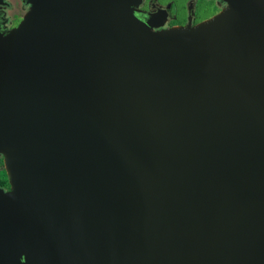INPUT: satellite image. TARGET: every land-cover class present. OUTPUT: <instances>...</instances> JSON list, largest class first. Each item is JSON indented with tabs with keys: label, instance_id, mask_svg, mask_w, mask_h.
<instances>
[{
	"label": "water",
	"instance_id": "water-1",
	"mask_svg": "<svg viewBox=\"0 0 264 264\" xmlns=\"http://www.w3.org/2000/svg\"><path fill=\"white\" fill-rule=\"evenodd\" d=\"M223 1L0 22V264H264V0Z\"/></svg>",
	"mask_w": 264,
	"mask_h": 264
},
{
	"label": "flooded vegetation",
	"instance_id": "flooded-vegetation-1",
	"mask_svg": "<svg viewBox=\"0 0 264 264\" xmlns=\"http://www.w3.org/2000/svg\"><path fill=\"white\" fill-rule=\"evenodd\" d=\"M4 1L6 2V5L0 6V22L5 21V29L11 30L18 25L29 6L24 5L22 0ZM202 1H209L211 3L210 7H212V9H210V7L208 8L211 10L208 15H202L200 13L198 5ZM226 6L227 4L223 0H186L185 6H183L185 7V15L183 19L178 18L176 7L169 0H143L139 9L143 14L142 16H157V21L162 17V20H164L163 22H165L164 28H170L173 26H186L189 23L191 26H194L217 15L222 9L226 8ZM183 7L180 3L179 8L181 9ZM19 14L20 16L18 17ZM0 189L4 193L10 191V184L5 171L2 155H0Z\"/></svg>",
	"mask_w": 264,
	"mask_h": 264
},
{
	"label": "rangeland",
	"instance_id": "rangeland-1",
	"mask_svg": "<svg viewBox=\"0 0 264 264\" xmlns=\"http://www.w3.org/2000/svg\"><path fill=\"white\" fill-rule=\"evenodd\" d=\"M165 1V0H164ZM168 1V0H166ZM171 3L174 4V6L176 7V10H177V13L178 14V18H181L183 19L184 18V15H185V1L186 0H169ZM180 3L182 5L183 8H179L180 7ZM210 2H205V1H202L201 3H199L198 7H199V10H200V13L202 15H208L210 13L211 10H209L208 8L210 7ZM205 8V9H204ZM210 9H212V7H210ZM20 16V14L18 15V17ZM18 19V18H17Z\"/></svg>",
	"mask_w": 264,
	"mask_h": 264
}]
</instances>
